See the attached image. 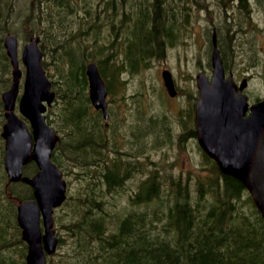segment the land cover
Segmentation results:
<instances>
[{
    "label": "trees",
    "instance_id": "obj_1",
    "mask_svg": "<svg viewBox=\"0 0 264 264\" xmlns=\"http://www.w3.org/2000/svg\"><path fill=\"white\" fill-rule=\"evenodd\" d=\"M170 1L98 0L94 5L92 0H0V125L1 95L12 85L4 38L13 25L21 24L29 39L41 37V48L44 38L49 39L55 52L50 56L49 71L43 62L57 95L46 117L61 134L53 161L65 175L66 167L72 164L81 170L83 179L89 178L86 184L91 182L84 186L83 194L69 196L57 211L56 222L66 231L69 242L64 251L49 256L47 264H264V220L260 212L241 182L222 175L205 154L212 166L206 179L198 180L195 196H190L186 185L183 195L180 184L173 179L171 186L176 190L168 192L170 185L166 186L160 169L155 168L156 175L147 180L146 197L139 194L133 200L135 204L144 202L145 208L129 213L114 232L110 227L113 204L99 194L91 179L93 161L109 149L114 131L92 108L86 64L97 63L111 91L115 80L111 65L118 63L134 73L151 58L162 57L167 45L179 38L177 22L185 21L183 15L189 8L206 7V0H179L183 14L178 19L169 8ZM222 1L226 5L227 1ZM260 1L264 7V0ZM126 4L132 13L131 25L122 32L126 21H121L115 47L110 36L103 37L102 31L93 28L102 14L113 16L116 6L124 8ZM247 6V0H240L237 9L247 12ZM234 20L231 17L230 25L238 27L237 31H248L243 21L238 25ZM249 20H244L247 25ZM224 26L217 32L223 57L226 41L231 42L232 53L238 44L233 31L224 30ZM63 28L65 38L60 37ZM85 35L88 37L84 39ZM194 97L190 96L192 100ZM151 133L157 137L156 130ZM3 157L4 147L0 144V264H26L27 244L17 222V205L20 200L33 198V191L25 184L9 183ZM37 170L31 162L24 174L31 176ZM59 241L60 247L64 240L60 237Z\"/></svg>",
    "mask_w": 264,
    "mask_h": 264
},
{
    "label": "water",
    "instance_id": "obj_2",
    "mask_svg": "<svg viewBox=\"0 0 264 264\" xmlns=\"http://www.w3.org/2000/svg\"><path fill=\"white\" fill-rule=\"evenodd\" d=\"M39 41L38 37L31 38L22 52L26 73L19 100L21 118L15 112L22 77L19 41L14 34L4 39L14 81L2 95L6 120L1 133L5 140L4 168L9 182H21L33 189V198L20 201L17 208V222L27 244L26 264H47V256L57 251L59 238L54 213L67 198L63 172L52 161L60 135L46 121L45 113L55 99V92L42 66ZM213 44L211 82L204 74L197 76L198 142L224 174L238 179L247 188L264 219V100L252 105L249 117H244L249 106L247 97L235 95L232 78L225 79L216 37ZM86 74L91 102L108 118L107 90L98 66L93 62L87 64ZM163 79L169 95L174 97L177 92L168 70L163 71ZM30 162L38 167L31 177L23 174Z\"/></svg>",
    "mask_w": 264,
    "mask_h": 264
},
{
    "label": "rangeland",
    "instance_id": "obj_3",
    "mask_svg": "<svg viewBox=\"0 0 264 264\" xmlns=\"http://www.w3.org/2000/svg\"><path fill=\"white\" fill-rule=\"evenodd\" d=\"M97 1L98 0H92L94 5H96ZM226 1L227 3L224 5L222 0H206L203 2V4H206V7L197 6L196 8H189L187 13L183 15L185 21L181 20L182 22H177V25L179 26V38L174 40L172 44L167 45L162 57L158 59L151 58L146 64L141 65V70L130 73L120 67L118 63L111 65L112 69L115 70L116 75L115 81L111 83L112 90L111 94H109L108 100L110 103L112 102L118 113H126V116L128 117V119H117L114 117V120H112L113 125H115L113 127H116L118 134H121L123 137V140L121 141V149H127L125 143L127 141L128 143L130 142L128 138L133 131L131 125L135 118L142 114V111L143 113L148 112L146 116L149 114L162 116L164 122V124L160 125L161 123H159L160 126H157L153 125V121H151L150 126H152V128H150L149 131V154H145L149 156V171H144V173L141 170L138 172H136V169L133 170L128 180L125 181V186L123 187L121 185L118 186L117 181H113L114 185L120 188L119 193L114 194V196L119 199L120 205L118 209L114 211L115 215L112 218V224H110L113 232L118 230V219L123 213H125L128 201H131V199H129L130 192L132 194L135 193L134 190L140 187L141 179L145 178L148 172L154 176L152 171L159 166L163 169V179L168 181L169 178L167 173H169V176H175L180 170V167H184L186 172L195 171L203 161L202 156L195 145L190 144L188 141L183 144L180 142L179 138L182 135L180 132L186 130L190 126V118L188 114L192 104L190 96H192L193 93H196L195 78L201 71H210L212 48H210L209 41L215 28L218 32V30L225 25L224 30L226 28L230 29L233 31L234 35H236L238 42L237 46L234 47L236 57L231 55V42L226 41V61L231 67L239 70L237 73L240 76L244 75V73L250 74L252 76L251 89L257 90L256 92L259 95L264 96V18L259 12H257L256 14L258 15H254V19L250 18V24L247 25V21H243L245 23L244 27H247L248 31L246 33L239 32L237 31L238 27H232L230 25L231 15H228L229 12L226 8H228V10L234 9L237 11L240 1L224 0V2ZM249 2L250 4H253V0H249ZM170 6L174 15L178 19H182L183 12L180 1L171 0L169 2V8ZM81 16L82 19H86V16H84L83 13H81ZM112 17L114 18L113 23L110 24ZM131 17L132 13L128 4H126L124 8L116 6L115 14L113 16L111 13L102 14V17L96 20L97 25H95L93 29L97 32L102 31L103 37L105 34L110 36L109 40H111L114 46L117 47V28L121 26V21L125 19V24H122V32L127 31L126 28L131 25ZM240 19L243 20L242 18ZM235 20L237 21V18H235ZM11 29L12 31L10 33L16 35L19 39V52L21 53L24 44L29 42L26 28L25 26H21V24H15ZM61 31L60 37L65 38L66 34L63 33L65 32V29L63 28ZM224 34H226V31H223V35ZM240 36L241 38H239ZM86 37L88 36L85 35L84 39ZM44 42L42 51L48 53L44 55L43 62H46L48 66L47 70L49 71V64L52 61L50 56L52 55L53 45L51 43L48 44L49 39L44 38ZM53 53L55 55L54 51ZM164 69L170 70L173 75L178 91L176 97H169L164 88L162 80V72ZM23 81L24 76L22 78V82ZM20 89L19 97L22 93V86H20ZM18 102L19 99L16 102L15 112L20 116ZM116 121H119V123L116 124ZM3 122L0 125V133ZM169 128L175 129V134L179 135L174 137L169 136ZM151 130H157L159 136L157 134L156 138L155 134L151 133ZM109 139L112 141L111 129L109 132ZM0 144H3L4 147L2 137ZM130 146L135 152L136 147L133 145ZM113 149V143L110 142L109 149L107 148L104 153V155H106L105 159L109 164L113 162ZM139 156L141 157V153H139ZM128 159L130 160V157H128ZM93 169V171H90L92 174L91 179L94 182H98L97 172L99 170H97L96 167ZM66 172L65 179L68 182L69 196H73L76 192L83 194L84 186L91 185V182L86 184V181L89 178L83 179L81 170L74 169L72 164L66 167ZM203 176L206 177L207 175ZM98 185V183L95 185L96 189L99 188ZM101 185L106 188L104 183H101ZM93 189L96 190L94 186ZM131 210L132 208L128 209V211ZM55 229L59 238L61 237L64 240V244L58 247L57 252H61L66 249L64 247L68 245L67 243L69 241L66 231L61 229L57 222H55Z\"/></svg>",
    "mask_w": 264,
    "mask_h": 264
},
{
    "label": "flooded vegetation",
    "instance_id": "obj_4",
    "mask_svg": "<svg viewBox=\"0 0 264 264\" xmlns=\"http://www.w3.org/2000/svg\"><path fill=\"white\" fill-rule=\"evenodd\" d=\"M247 5H248L247 6L248 11L247 12L245 10H238L237 9V11H236L234 9H232V10L226 9L229 12L228 15H231L232 18L233 17L237 18L238 25H239V23H241L242 21H244L248 17L254 19V15H258V14H256L257 12H259L261 14V16L264 18V7H262L260 0H253V4H250L249 0H247ZM240 18H242L243 20H241ZM253 22L255 23L254 20H253ZM224 67H225L226 79H228V78L233 79V82L235 85V95H238V94L245 95L247 97L249 107L262 99L263 96L259 95L256 92L257 90L251 89L252 76L250 74L244 73V75L240 76L237 73V71H239V70L231 67V65H229L226 61H225ZM205 74L209 78H211V75H212L211 65H210V71L205 72ZM242 85H243V89H241ZM196 99H197V95L195 97L192 109L189 111V114H188V116L190 118V126L186 130L180 132V134H182V135L180 136L179 140L183 144H184V142L188 141L190 144L195 145L196 148H199L198 139H197V132H196V128H195V101H196ZM109 110H110L109 122L107 124L105 123V125L111 124L112 125L111 129L114 131L113 162L111 164H109L105 159L106 155L101 154L99 157L96 158L95 161H93V164H94V167H96V169L99 170L97 172L98 182L95 181L96 184L97 183L99 184L98 185L99 186V188H98L99 194H101V195L103 194L104 198L107 200V202L109 200L111 202V204H113L112 208L114 210H117L119 205H120V201L117 197L114 196V194L119 193L120 188L115 186L113 181L114 180L117 181L118 186L121 185L123 187V186H125V181L128 180V178L130 177L131 172L133 170L136 169V172H138L139 170H141L142 172L149 171L148 170L149 156H147L145 154L146 153L149 154V148H150L149 131H150V128H152V126H150L151 121H153V123H152L153 125H157V126L164 124V122L162 120L163 117L159 116L157 114H155V115L149 114L148 116H146L148 112L143 113V111H142V114L137 113V114H141V115L137 116L135 118L134 122L132 123L131 126L133 128V131L131 132L132 134L128 138V140L130 142L128 143V141H127L125 143V145H127V149L123 150V149H121V141L123 140V137L121 134H118L117 128L113 127L115 125H113L112 120H114V117L117 119H128V117L126 116V113H118L116 111L115 106L112 104V102L111 103L109 102ZM249 115H250V110L248 109L245 112L244 117H247ZM118 123H119V121H116V124H118ZM159 123H161V124L159 125ZM174 131H175V129L169 128V132H168L169 136L174 137L176 135H179V134H175ZM156 132L158 133V136H159V132L157 130H156ZM134 139H136V140H134ZM129 144L136 147L135 152L132 150V148ZM139 153H141V157L139 156ZM128 157H130V160L128 159ZM102 162H104V163H102ZM105 162H106V164H105ZM119 167H120V171H118ZM149 176H150V173L148 172L146 177L141 179L142 181H141L140 187H138L136 190H134L135 193L132 194L130 192V198L129 199H131V201H130L131 204H133V202H134L133 200L136 197H138L139 194H141L142 197H146V194H147L146 188H147V184H148L147 180L149 179ZM101 183H104L106 188L102 187ZM130 202L128 201L127 206L131 205Z\"/></svg>",
    "mask_w": 264,
    "mask_h": 264
},
{
    "label": "bare ground",
    "instance_id": "obj_5",
    "mask_svg": "<svg viewBox=\"0 0 264 264\" xmlns=\"http://www.w3.org/2000/svg\"><path fill=\"white\" fill-rule=\"evenodd\" d=\"M236 33V32H235Z\"/></svg>",
    "mask_w": 264,
    "mask_h": 264
}]
</instances>
